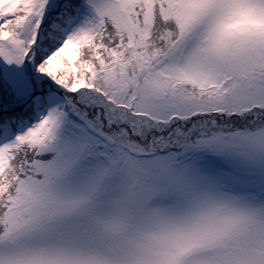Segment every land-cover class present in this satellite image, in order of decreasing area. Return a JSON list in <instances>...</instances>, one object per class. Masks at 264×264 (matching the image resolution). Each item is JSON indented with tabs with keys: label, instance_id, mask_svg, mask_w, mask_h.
I'll list each match as a JSON object with an SVG mask.
<instances>
[{
	"label": "snow or ice",
	"instance_id": "6c2138e0",
	"mask_svg": "<svg viewBox=\"0 0 264 264\" xmlns=\"http://www.w3.org/2000/svg\"><path fill=\"white\" fill-rule=\"evenodd\" d=\"M0 264H264V0H0Z\"/></svg>",
	"mask_w": 264,
	"mask_h": 264
}]
</instances>
